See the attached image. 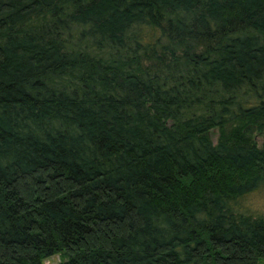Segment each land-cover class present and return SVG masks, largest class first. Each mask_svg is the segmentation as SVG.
<instances>
[{
	"label": "trees",
	"instance_id": "16d2710c",
	"mask_svg": "<svg viewBox=\"0 0 264 264\" xmlns=\"http://www.w3.org/2000/svg\"><path fill=\"white\" fill-rule=\"evenodd\" d=\"M254 131L264 0H0V264H264Z\"/></svg>",
	"mask_w": 264,
	"mask_h": 264
},
{
	"label": "rangeland",
	"instance_id": "374dc122",
	"mask_svg": "<svg viewBox=\"0 0 264 264\" xmlns=\"http://www.w3.org/2000/svg\"><path fill=\"white\" fill-rule=\"evenodd\" d=\"M230 126L224 127L223 130L213 128L209 133L210 141L215 144L223 136L230 135ZM251 140L259 147H264V131H254ZM244 206L255 210L258 213L264 214V186L258 191L251 195H248L243 200ZM61 260L59 254L52 255L44 260V264H57Z\"/></svg>",
	"mask_w": 264,
	"mask_h": 264
}]
</instances>
